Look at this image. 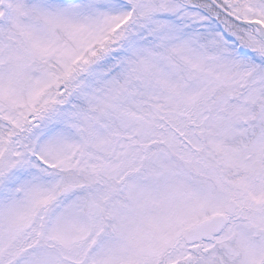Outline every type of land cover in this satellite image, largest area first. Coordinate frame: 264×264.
<instances>
[{"label": "snow or ice", "instance_id": "1", "mask_svg": "<svg viewBox=\"0 0 264 264\" xmlns=\"http://www.w3.org/2000/svg\"><path fill=\"white\" fill-rule=\"evenodd\" d=\"M0 264H264V0H0Z\"/></svg>", "mask_w": 264, "mask_h": 264}]
</instances>
